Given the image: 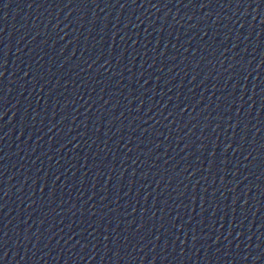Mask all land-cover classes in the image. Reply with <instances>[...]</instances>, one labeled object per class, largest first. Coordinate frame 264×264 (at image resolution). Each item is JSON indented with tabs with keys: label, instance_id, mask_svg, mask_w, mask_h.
Returning <instances> with one entry per match:
<instances>
[{
	"label": "water",
	"instance_id": "95a60500",
	"mask_svg": "<svg viewBox=\"0 0 264 264\" xmlns=\"http://www.w3.org/2000/svg\"><path fill=\"white\" fill-rule=\"evenodd\" d=\"M0 264H264V0H0Z\"/></svg>",
	"mask_w": 264,
	"mask_h": 264
},
{
	"label": "snow or ice",
	"instance_id": "6c2138e0",
	"mask_svg": "<svg viewBox=\"0 0 264 264\" xmlns=\"http://www.w3.org/2000/svg\"><path fill=\"white\" fill-rule=\"evenodd\" d=\"M0 75H2V73H0Z\"/></svg>",
	"mask_w": 264,
	"mask_h": 264
}]
</instances>
